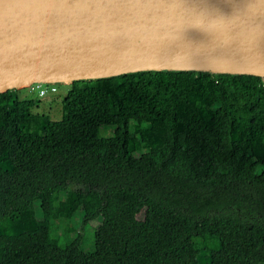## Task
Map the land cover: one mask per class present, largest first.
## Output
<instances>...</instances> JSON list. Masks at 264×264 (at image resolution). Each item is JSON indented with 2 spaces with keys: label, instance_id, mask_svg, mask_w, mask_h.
<instances>
[{
  "label": "trees",
  "instance_id": "trees-1",
  "mask_svg": "<svg viewBox=\"0 0 264 264\" xmlns=\"http://www.w3.org/2000/svg\"><path fill=\"white\" fill-rule=\"evenodd\" d=\"M40 103L0 93V264H264L262 77L141 71L73 82L61 120Z\"/></svg>",
  "mask_w": 264,
  "mask_h": 264
},
{
  "label": "water",
  "instance_id": "water-1",
  "mask_svg": "<svg viewBox=\"0 0 264 264\" xmlns=\"http://www.w3.org/2000/svg\"><path fill=\"white\" fill-rule=\"evenodd\" d=\"M163 70L264 79V0H0V93Z\"/></svg>",
  "mask_w": 264,
  "mask_h": 264
},
{
  "label": "rangeland",
  "instance_id": "rangeland-1",
  "mask_svg": "<svg viewBox=\"0 0 264 264\" xmlns=\"http://www.w3.org/2000/svg\"><path fill=\"white\" fill-rule=\"evenodd\" d=\"M71 84H58V91L55 93H49L46 96L40 97L38 93L30 92L28 88H23L19 90V96L21 98L36 97L41 98V103L37 105L35 111L40 113L50 114L52 119L61 120L63 118V99L67 95ZM75 188V187H72ZM97 224L92 222L91 224H85L84 236H86L84 247L87 251H93L95 249V242L93 240V235L95 227ZM81 228V213L77 212L71 223L63 224L62 230L64 232L72 233L77 235ZM56 232V230L54 231Z\"/></svg>",
  "mask_w": 264,
  "mask_h": 264
},
{
  "label": "built area",
  "instance_id": "built-area-1",
  "mask_svg": "<svg viewBox=\"0 0 264 264\" xmlns=\"http://www.w3.org/2000/svg\"><path fill=\"white\" fill-rule=\"evenodd\" d=\"M58 84L39 83L28 87L30 92L38 93L40 97L46 96L49 93L58 91Z\"/></svg>",
  "mask_w": 264,
  "mask_h": 264
}]
</instances>
